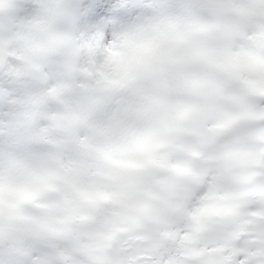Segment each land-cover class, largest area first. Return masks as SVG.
Returning <instances> with one entry per match:
<instances>
[{
	"label": "clouds",
	"instance_id": "9594fccd",
	"mask_svg": "<svg viewBox=\"0 0 264 264\" xmlns=\"http://www.w3.org/2000/svg\"><path fill=\"white\" fill-rule=\"evenodd\" d=\"M0 264H264V0H0Z\"/></svg>",
	"mask_w": 264,
	"mask_h": 264
}]
</instances>
